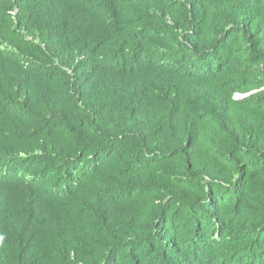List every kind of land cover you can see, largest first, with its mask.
<instances>
[{
	"label": "trees",
	"instance_id": "1",
	"mask_svg": "<svg viewBox=\"0 0 264 264\" xmlns=\"http://www.w3.org/2000/svg\"><path fill=\"white\" fill-rule=\"evenodd\" d=\"M0 264H264V0H0Z\"/></svg>",
	"mask_w": 264,
	"mask_h": 264
},
{
	"label": "water",
	"instance_id": "2",
	"mask_svg": "<svg viewBox=\"0 0 264 264\" xmlns=\"http://www.w3.org/2000/svg\"><path fill=\"white\" fill-rule=\"evenodd\" d=\"M245 96H247V95H244V96H239V95H236V97H241V98H242V97H245Z\"/></svg>",
	"mask_w": 264,
	"mask_h": 264
}]
</instances>
